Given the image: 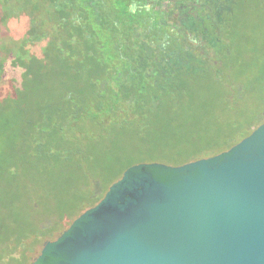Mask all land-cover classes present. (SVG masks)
Masks as SVG:
<instances>
[{
    "label": "trees",
    "instance_id": "16d2710c",
    "mask_svg": "<svg viewBox=\"0 0 264 264\" xmlns=\"http://www.w3.org/2000/svg\"><path fill=\"white\" fill-rule=\"evenodd\" d=\"M242 4L212 0L194 47L139 0H0V264H30L131 165L214 156L264 123Z\"/></svg>",
    "mask_w": 264,
    "mask_h": 264
},
{
    "label": "water",
    "instance_id": "95a60500",
    "mask_svg": "<svg viewBox=\"0 0 264 264\" xmlns=\"http://www.w3.org/2000/svg\"><path fill=\"white\" fill-rule=\"evenodd\" d=\"M30 264H264V123L214 156L126 168Z\"/></svg>",
    "mask_w": 264,
    "mask_h": 264
},
{
    "label": "flooded vegetation",
    "instance_id": "af4514ba",
    "mask_svg": "<svg viewBox=\"0 0 264 264\" xmlns=\"http://www.w3.org/2000/svg\"><path fill=\"white\" fill-rule=\"evenodd\" d=\"M146 7L153 6L168 12V23L178 37L189 39L194 47L202 40V20L211 14L212 0H139ZM210 6V8H209Z\"/></svg>",
    "mask_w": 264,
    "mask_h": 264
},
{
    "label": "rangeland",
    "instance_id": "374dc122",
    "mask_svg": "<svg viewBox=\"0 0 264 264\" xmlns=\"http://www.w3.org/2000/svg\"><path fill=\"white\" fill-rule=\"evenodd\" d=\"M242 11L241 15H239V20L237 21L236 19V32L232 31L233 33H236L238 35H244L248 38H254L259 45L264 43V3L262 0H242ZM6 27L2 29L1 33L5 31ZM1 40H8L7 35H0ZM203 44V43H202ZM201 44V45H202ZM244 44L242 45V47ZM134 136V134H132ZM5 144H1L0 148H3L4 150ZM19 171L21 172L22 175L28 176L29 171L22 167L19 166ZM35 172V171H34ZM4 174V164L0 160V177ZM38 176L31 175L29 177L23 178L29 183L35 182L38 180ZM40 247H37V250L31 254V259L34 258L38 252L40 251ZM31 261V260H30Z\"/></svg>",
    "mask_w": 264,
    "mask_h": 264
}]
</instances>
